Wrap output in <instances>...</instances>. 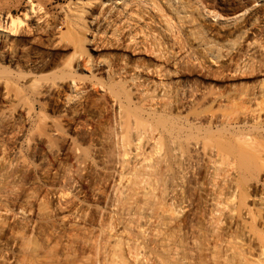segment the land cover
I'll use <instances>...</instances> for the list:
<instances>
[{"label": "rangeland", "instance_id": "374dc122", "mask_svg": "<svg viewBox=\"0 0 264 264\" xmlns=\"http://www.w3.org/2000/svg\"><path fill=\"white\" fill-rule=\"evenodd\" d=\"M140 1L0 0V14L20 19L19 35L11 36L16 40L0 38V70L1 65L7 69L1 71L5 78L0 73V264H248L255 258L251 223L252 216L261 220L264 211V170H240L234 153L216 159L214 170L200 154L182 181L168 130L148 123L153 125L144 126L148 131L135 125L128 131L121 126V101L112 94L123 92L121 79L129 80L130 72L141 73L132 66L140 61L164 64L160 69H170L172 76L161 75L163 82L174 81L172 54H181L190 72L180 79L188 80L185 85L195 82L191 85L201 93L189 109L199 113L203 124L212 113L222 116L225 123L217 128L224 125L231 133L228 125L243 119L241 126L264 145V96L256 94L264 86V0L239 14L235 9L242 0ZM122 2L139 16L131 13L132 20L123 14ZM144 22L151 26L138 33L135 51L125 35ZM85 30L98 50L87 45L92 55L77 70L82 77L74 72L76 81L62 72L67 70L62 64L72 56L75 35ZM152 35L162 54L151 52ZM12 50L20 57L16 67L5 59ZM18 69L29 76L22 79ZM135 86H126L132 89L127 91L131 109L154 88ZM222 128V136L229 138ZM141 129L146 135L140 132V138ZM158 131L161 140L153 143ZM180 144L177 148L183 149ZM261 221L258 228L264 230Z\"/></svg>", "mask_w": 264, "mask_h": 264}, {"label": "bare ground", "instance_id": "6f19581e", "mask_svg": "<svg viewBox=\"0 0 264 264\" xmlns=\"http://www.w3.org/2000/svg\"><path fill=\"white\" fill-rule=\"evenodd\" d=\"M106 1H111V2H113V3H116V1L117 0H106ZM124 1V0H123ZM142 1H144V0H142ZM142 1H140V2H142ZM256 1H259V0H242V2H238V0L236 1V2H238L239 4L237 5V7H238V9H235V10H237V11H239V12H236V13H246L253 5H254V3L256 2ZM103 2H105V1H103ZM111 2L109 3V6H105L106 7V11L105 12H108L109 10H110V4H111ZM224 2V1H223ZM222 2V3H223ZM30 5H31V3H29ZM117 4H118V2H117ZM120 4V3H119ZM146 4V3H145ZM171 4V3H170ZM1 5V4H0ZM32 6V5H31ZM30 6V7H31ZM120 6H121V10H122V12H123V14L124 13H126L127 15L126 16H128L130 19H132V20H134L133 18H131V13H133V11L132 10H130L129 8H126L127 7V4L125 3V2H122L121 4H120ZM29 7V10H31V8ZM36 7V6H35ZM103 7V6H102ZM170 7V6H169ZM236 7V8H237ZM34 9V8H33ZM36 9V8H35ZM171 9V7L169 8V10ZM181 9H183L184 10V8H181ZM172 10V11H171ZM170 11L171 12H173V13H176L178 16H179V14L178 13H180L179 12V10L178 9H176V8H174V7H172V9H171ZM251 10H252V8H251ZM27 11H28V9H27ZM35 11H38V10H35ZM102 11H103V9H102ZM185 11V10H184ZM83 12V11H82ZM85 12V11H84ZM183 12V11H182ZM6 13V12H5ZM4 12L3 13H1L0 14V38H9V41L10 40H12L11 42H13L14 40H16L15 38H17V37H14V39H12V37L11 36H16V35H19V32H18V34H17V30H18V26H17V23H19V22H17V21H19L20 19H18L17 21L14 19V18H12L13 16H10L9 15V12H7L8 14H5ZM28 13V12H27ZM101 13V12H100ZM135 13V12H134ZM133 13V14H134ZM183 13H186V12H183ZM26 14V13H25ZM33 14H34V12H33ZM80 14V13H79ZM132 14V16H134ZM136 14V13H135ZM138 14V13H137ZM136 14V15H137ZM181 14V13H180ZM12 15V14H11ZM27 15V14H26ZM35 15V14H34ZM78 15V14H77ZM102 15H103V12H102ZM130 15V16H129ZM176 15V16H177ZM242 15H244V14H242ZM246 15V14H245ZM25 15L23 14V17H24ZM80 16V15H79ZM78 16V17H79ZM81 16H84L83 14L81 15ZM80 16V17H81ZM137 16H139V15H137ZM178 16H177V18H178ZM182 16H184L185 17V15H182ZM182 16H179V17H182ZM187 16V15H186ZM19 17V16H18ZM27 17H28V15H27ZM141 17V16H140ZM26 18V17H25ZM38 18H40V17H38ZM83 18V17H82ZM127 18V17H126ZM136 18V17H135ZM241 18H242V16H241ZM241 18H236L235 20H237V19H241ZM27 19V18H26ZM26 19H24V21L26 20ZM22 20H23V18H22ZM79 20V19H78ZM80 20H81V18H80ZM95 20V19H94ZM136 20V19H135ZM151 20V19H150ZM84 21H85V19L84 20H81V22H83V28H88V27H86V26H84L85 24H84ZM91 21V20H90ZM89 21V22H90ZM153 21V20H152ZM151 21V23H153ZM79 22V21H78ZM89 22L87 23L86 22V24L89 26ZM135 22H137V21H135ZM81 24V23H80ZM90 24H92L91 22H90ZM144 25H142V28H139L138 26H135L134 27V25H135V23H134V25L132 24L131 26H133L134 28H132L131 30H129L130 28H131V26H130V28L128 29L130 32L129 33H127V34H129V35H125V36H127L126 38H125V41H128L129 43H131V44H133L134 45V50L136 51L137 50V44L140 42V41H138L137 39H138V37H137V35H138V33L139 32H142L143 31V29L145 30V29H150V23H147V22H144L143 23ZM19 25V24H18ZM128 25H130V23L128 24ZM80 26V28H82ZM167 26V25H166ZM197 26H198V24H197ZM197 26H195V27H197ZM91 27V26H90ZM168 27V26H167ZM21 28V27H20ZM82 28V29H83ZM166 29V28H165ZM164 29V30H165ZM196 29H198V28H196ZM22 30V29H21ZM170 30V29H169ZM171 30H172V28H171ZM86 31V30H85ZM88 31V30H87ZM87 31L86 32H82V33H78V35H75V42H76V47H75V45L74 46H72L73 48H74V51L72 52V56L69 58V59H66V60H68L66 63L65 62H63V63H65V65L64 64H62L63 66H66L67 67V70H63L62 72L63 73H67V74H69V72L71 73V75H68V76H72V78L71 79H75L76 81H77V79H76V77H78V76H73V75H76L75 73H79V71H77L79 68H81V65H87V62H89L90 61V55H92L90 52H89V49L87 48V45L88 44H91L90 46H89V48H93V50H98V46H96V47H94L95 46V44H96V42L97 41H94L93 39H89V37H88V33H87ZM114 31L115 30H113V33H114ZM167 31V30H166ZM173 31V30H172ZM171 31V32H172ZM128 32V31H127ZM170 32V31H169ZM174 32V31H173ZM178 32V31H177ZM180 32V31H179ZM20 33H21V31H20ZM164 33H166L167 34V32H164ZM123 34H125V33H123ZM152 34V33H151ZM165 34V35H166ZM175 34V33H174ZM178 34V33H177ZM165 35H163V36H165ZM124 36V37H125ZM154 35H152V36H150V39H151V42H150V44H149V46H150V50H151V52H153V53H155L156 52V50H158V48L156 49L155 47L157 46L158 47V45H157V43L155 44V36L153 37ZM169 36V35H168ZM177 36V35H176ZM178 36H179V34H178ZM123 37V36H122ZM119 38V37H118ZM166 38H168V37H166ZM177 38V37H176ZM181 38V37H180ZM170 39V38H169ZM182 39V38H181ZM73 40V39H72ZM173 40V39H172ZM176 40V39H175ZM73 41V42H74ZM125 41H123L124 43H125ZM169 41V40H168ZM178 41V40H177ZM17 42V41H16ZM156 42H158V41H156ZM167 42V41H166ZM172 42V41H171ZM173 42H175V41H173ZM99 43V42H98ZM149 43V42H148ZM160 43V42H159ZM158 43V44H159ZM184 43V42H183ZM181 44V41H180V44H181V46H185L184 44ZM126 44V43H125ZM161 44V43H160ZM166 44V43H165ZM13 45H14V43H13ZM12 45V46H13ZM16 45V44H15ZM15 45L13 46L14 48H16L15 47ZM128 45V44H127ZM168 45H172V44H168ZM174 45V44H173ZM11 46V45H10ZM11 46V47H12ZM126 46V45H125ZM130 46V45H129ZM170 46H168V47H170ZM176 46V45H175ZM179 46V45H178ZM177 46V47H178ZM11 47H9L10 48V50H11ZM130 48V47H129ZM171 48H174L173 46L171 47ZM184 48V47H183ZM1 49V48H0ZM17 49V48H16ZM125 50V52H128L129 51V53L130 54H132L133 52L131 51V50H129V49H127V48H124ZM132 49V48H131ZM148 49V48H147ZM160 49V48H159ZM170 49V48H169ZM187 49V48H186ZM171 50V49H170ZM178 50H179V47H178ZM181 50V49H180ZM155 51V52H154ZM172 51V50H171ZM182 51H183V49H182ZM182 51H181V53H182ZM3 52V51H2ZM4 52H6V51H4ZM3 52V53H4ZM157 52H159V54H162V53H160V51L158 50ZM177 52V51H176ZM8 53H11V52H8ZM17 52L16 51H13L12 50V53L10 54V55H5V59H6V61L9 63V65L10 64H12V65H14L15 67L17 66V64H18V59H20V57L16 54ZM90 55H89V54ZM172 53H175V52H172ZM180 53V51L179 52H177V54H179ZM185 53V52H184ZM4 54H6V53H4ZM85 54L86 55H89V56H86L85 57ZM71 55V54H70ZM126 55V54H125ZM134 55V54H133ZM147 55V54H146ZM172 55H175L174 57H173V59H174V62H175V64L177 65V66H175L173 69V71H172V74H173V77L174 78H176L174 81L172 80V81H169L168 83H164L163 82V78H162V76L161 75H165V77H167L166 75H171V74H169V72H167L168 70H170V69H167V70H164V69H160V67L162 66L163 67V65L164 64H162V65H151V63H150V65H148V64H144L142 61H140L138 64H134V63H132V66H134L136 69H137V71L139 70L141 73H139V74H136L134 71H133V73H131L130 72V74L128 75L129 76V80H126V81H122V79H121V84L122 85H124V87L122 88L123 90V95H122V93H120L119 91H118V89H116V90H114L113 92V94L112 95H115V97H117L119 100H118V102L119 101H121V102H119V109L122 107V109H120L121 111H122V114H123V117H121V115H120V113L118 114V115H120V119H123V121L121 122V126L122 125H124V126H126L127 128H125V129H127L128 131H130L128 128H130L132 125H135V126H137V127H144V126H150V127H152L151 125H148V123H154V124H158V126H163V128H162V130H165V129H167L168 130V134H167V136H168V140L170 141V143L171 144H173L172 145V155L171 156H174V166H175V168L174 169H177V170H175V171H177V172H179V177H180V179L182 180V178L184 179V177L185 176H187V175H189V174H192V170H194L193 168H195V166L194 165H196V162L197 161H199L198 160V156L200 155V154H204L205 156H207L208 157V161H209V163H210V168L212 167L214 170L216 169V162H217V160H218V158L219 157H222V156H224V154H225V156L226 155H228V154H226V153H229V154H233L234 153V155L236 156V158H237V160H238V163H239V168H241L240 170H246L247 169V171H252V170H256L257 171V168H259L258 170L259 171H255L256 173H259L261 170H264V145L263 144H261V143H263L262 141H260L259 140V142L258 141H256V138L254 139V135L252 134L253 133V131H251L252 133H250V130H249V128H248V130H245V128L244 127H242L241 126V123L243 124V122H244V120L242 119V120H240L239 119V121H236V126L235 125H228V127H231L232 126V128H234L233 130H232V133H231V131L230 132H228V130H227V128H226V130H225V126L223 125L222 127H224V129L222 128V127H220V129L222 128V132H226V133H224V134H228V133H230L231 134V136L229 137V138H224L223 136H222V134L223 133H221L220 131V129H218L217 128V126L219 125V122H220V125L222 124V123H225V122H222L221 123V119L222 118H220V117H222V116H216V115H214V113H212L210 116H209V118L206 120V121H204L205 123V125L202 123V118H201V116L199 115V113L197 114V113H194V111L192 112L191 111V108L189 109V103L191 102V101H194V102H196L197 100L196 99H198V98H200V96H201V93L199 92L200 90L197 88V86H196V84H194V85H191L192 83H195V82H192V83H190L189 85H185L186 84V82L188 81V80H186V82H185V84H184V81L183 80H181L180 79V76L182 75V74H184V73H186V75H187V71H189L190 69L189 68H187L186 69V67H187V63H185L184 64V61H185V59H184V56L182 55V56H177L176 55V53L175 54H172ZM124 56V55H123ZM160 56H162V55H160ZM166 56V55H165ZM214 56V55H213ZM85 57V58H84ZM125 57V56H124ZM152 57V56H151ZM163 57H164V55H163ZM169 57V56H168ZM168 57H164V58H162V59H167ZM171 57V56H170ZM186 57V56H185ZM216 57V56H215ZM1 58V57H0ZM35 58V57H34ZM126 58V57H125ZM125 58H121L120 60H122L121 62L123 63V61L125 60ZM154 58V57H153ZM156 58V57H155ZM160 58V59H161ZM188 58V57H187ZM30 59V58H29ZM161 59V60H162ZM184 59V60H183ZM189 59V58H188ZM1 60V59H0ZM3 60V59H2ZM32 60V59H31ZM30 60V61H31ZM34 60V59H33ZM93 60V58L91 59V61ZM157 60V59H156ZM187 60V59H186ZM4 61V60H3ZM38 61V60H37ZM36 61V62H37ZM96 61V60H95ZM127 61V60H126ZM132 61V60H131ZM158 61V60H157ZM167 61V60H166ZM188 61V60H187ZM5 62V61H4ZM33 62H35V61H33ZM35 62V64H36V66L38 65V63H36ZM42 62H44L43 61V59H42ZM129 62V61H128ZM127 62V63H128ZM171 62V61H170ZM40 63V62H39ZM86 63V64H85ZM126 63V64H127ZM149 63V62H148ZM169 63V62H168ZM41 64V63H40ZM43 65L45 64V63H42ZM90 64H92V63H90ZM158 64H160V62L158 63ZM194 64V63H193ZM34 65V64H33ZM88 65H89V63H88ZM93 65V64H92ZM109 65V64H108ZM128 65V64H127ZM172 65V64H171ZM1 66H3L2 68V70H0V73H1V75H3V71L5 70H7V69H5L4 68V66H6V65H1ZM36 66H35V68H36ZM90 66V65H89ZM43 67V66H42ZM66 67H65V69H66ZM92 67V66H91ZM91 67H90V69H91ZM110 66H108L107 68H109ZM152 67V68H151ZM166 67V66H165ZM9 68V67H8ZM34 68V67H33ZM37 68H39V67H37ZM87 67H85V68H83V70L84 69H86ZM167 68V67H166ZM63 69V68H62ZM89 69V68H88ZM89 69V70H90ZM194 69V68H193ZM87 70V69H86ZM89 70H87V71H89ZM2 71V72H1ZM16 71V70H15ZM14 71V72H15ZM18 71H19V69L15 72L17 75H18ZM32 71V70H31ZM35 71V70H34ZM67 71V72H66ZM8 72V71H7ZM10 72H13V70L10 68V70H9V73ZM19 72H21V71H19ZM75 72V73H74ZM90 72V71H89ZM162 72H164V73H162ZM190 72V71H189ZM25 73H27V72H25ZM30 73V72H29ZM29 73H27L26 75L24 74H22V72L20 73V74H22V79L26 76V77H28L29 76ZM73 73V74H72ZM92 73V72H91ZM161 73V74H160ZM166 73H168V74H166ZM171 73V72H170ZM81 73H79V75H80ZM145 76H144V75ZM191 74V73H190ZM5 75V74H4ZM3 75V76H4ZM66 75V74H65ZM64 74H62V77L63 76H65ZM78 75V74H77ZM86 74H84V76H85ZM93 74H91V76H92ZM96 75V74H95ZM94 75V76H95ZM33 76H35V74L33 75ZM32 76V77H33ZM37 76V75H36ZM82 76H83V73H82ZM81 75L79 76V77H82ZM172 76V75H171ZM1 78H2V76H0ZM67 77V76H66ZM143 77V79H142V81H141V78ZM153 77H155V78H157V80L155 79V78H153ZM169 77V76H168ZM167 77V78H168ZM3 78H5V76L3 77ZM126 78V77H125ZM14 79V78H13ZM95 79H96V77H95ZM16 80H17V78H16ZM118 80H120V78L118 79ZM171 80V79H170ZM34 81V80H33ZM37 82H38V80H36ZM71 82H72V80H70ZM76 81H75V84H76ZM129 81H132L131 83H129V84H131L132 85V83H133V85H135L136 84V86H138L139 88H140V86H143V87H145V85H146V87H147V85L148 86H151L152 88H153V86H154V88L152 89V90H148V92L146 91L145 93H143V94H145V95H142L141 97H143V99L141 100V99H139L140 101H136V102H139V103H137L136 104V107L135 108H133V109H131V106H130V103H131V98H130V96L128 95V93H127V91L128 90H132L131 88H129V89H126V86L127 85H129L127 82H129ZM141 81V82H140ZM168 81V80H167ZM192 81V80H191ZM18 82H19V80H18ZM32 81H30V83H31ZM114 82V81H113ZM119 83H120V81H118ZM118 82L116 83V85L118 84ZM115 83V82H114ZM126 83V84H125ZM135 83V84H134ZM189 82H187V84H188ZM32 84H35V83H32ZM97 84V83H96ZM113 84V83H112ZM143 84V85H142ZM170 84H173V86L171 87V88H173L172 89V91H171V88L169 87V85ZM72 87H74L73 86V82H72ZM111 85V84H110ZM113 85H115V84H113ZM168 85V86H167ZM198 85V84H197ZM135 86V87H136ZM261 86V85H260ZM20 87V86H19ZM19 87H17V88H19ZM36 87V86H35ZM71 87V86H70ZM76 87V86H75ZM110 87H112V86H110ZM116 87H118V85L116 86ZM134 87V86H133ZM145 87V88H146ZM37 88V87H36ZM77 88H79V87H77ZM77 88H73V89H76L77 90ZM142 88V87H141ZM144 88V89H145ZM202 88V87H201ZM125 89V90H124ZM136 89H138V88H136ZM143 89V90H144ZM157 89H162L161 91H165V92H167L168 90H170V95H169V91H168V93H163L162 94V92H158V91H160V90H158L157 91ZM36 90H38V89H36ZM35 90V91H36ZM84 90V89H83ZM119 90H121L120 88H119ZM141 90V89H140ZM10 91V90H9ZM12 91V90H11ZM10 91V92H11ZM75 91V90H74ZM109 91V90H108ZM163 91V92H164ZM20 92V91H19ZM77 92V91H76ZM129 92V91H128ZM133 92V91H132ZM171 92H172V95H171ZM204 92V91H203ZM255 92V91H254ZM257 93L256 94H258L259 96H264V86L262 87L261 86V88H259V90L258 91H256ZM17 93V92H16ZM37 93V92H36ZM110 94H111V92H109ZM208 93H210L209 91H208ZM214 93V92H213ZM7 94V93H6ZM13 94V93H12ZM18 94L19 93H17V96H18ZM120 94H121V96H120ZM133 94V93H132ZM203 94V93H202ZM8 95V94H7ZM15 95V94H14ZM204 95V94H203ZM202 95V96H203ZM215 95H217V93L215 94ZM246 95V94H245ZM251 95V94H250ZM258 95H256L255 96V98L258 96ZM208 96H210V94L208 95H206V98L208 97ZM214 96V95H213ZM213 96H210V97H213ZM222 96V95H221ZM258 96V97H259ZM137 97V96H136ZM173 97V98H172ZM217 97V96H216ZM247 97H248V95H247ZM134 98V97H133ZM203 98H205L204 96H203ZM215 98V97H214ZM219 97H217V99H218ZM137 99V98H136ZM202 99V98H201ZM213 99V98H212ZM216 99V100H217ZM219 99H221V97L219 98ZM215 100V101H216ZM222 100V99H221ZM203 101V100H202ZM135 102V101H134ZM201 102V101H200ZM205 102V101H204ZM198 103H199V99H198ZM201 103H203V102H201ZM135 104V103H134ZM197 104V103H196ZM121 106V107H120ZM198 107H200V105L198 106ZM193 108V107H192ZM119 109H118V111H119ZM191 111V112H187L186 113V111ZM185 112V113H184ZM191 113H193V114H195V115H193V114H191ZM216 114V113H215ZM202 117H203V115H202ZM205 118V117H204ZM244 118V117H243ZM119 119V120H120ZM204 120V119H203ZM223 120H224V118H223ZM256 121H259V119L258 120H256ZM123 123V124H122ZM218 123V124H217ZM245 123H246V121H245ZM248 123V122H247ZM253 123V122H252ZM118 124L120 125V121L118 122ZM239 124V125H238ZM256 123H254L253 124V129L255 128L256 129V131L258 130V132H259V129H257L255 126L257 125V127H258V125H260V124H256ZM262 124H263V122H262ZM261 124V126H263ZM215 125V126H214ZM217 125V126H216ZM226 125H227V123H226ZM245 125V124H244ZM243 125V126H244ZM255 125V126H254ZM134 126V127H135ZM155 126V125H154ZM157 126V125H156ZM235 126V127H234ZM246 126V125H245ZM120 127V126H119ZM137 127H135V128H137ZM140 127V128H141ZM142 127V128H143ZM148 127H147V129H148ZM212 127H216V128H212ZM227 127V126H226ZM145 128V127H144ZM231 128V129H232ZM251 128V127H250ZM259 128V127H258ZM263 130H264V128L263 127H261ZM120 129H121V127H120ZM123 129V128H122ZM131 129V128H130ZM146 128L144 129V130H146V131H148ZM160 129V128H159ZM159 129H157V130H159ZM216 129V130H215ZM229 129V128H228ZM261 129V131H263ZM127 130H124V131H126V133H127ZM153 130H154V127H153ZM155 130H156V128H155ZM167 130H165V131H167ZM225 130V131H224ZM113 131V130H112ZM132 131H133V129H132ZM138 131V130H137ZM137 131H135V133L137 132ZM255 131V132H256ZM139 133H136L137 135L138 134H140V138H141V133L143 132V130L141 129V131L139 130L138 131ZM141 132V133H140ZM150 132V131H149ZM156 132V131H155ZM159 132V131H158ZM162 132V131H161ZM228 132V133H227ZM122 133V132H121ZM143 133H145V135H146V132L144 131ZM167 133V132H166ZM259 133H261V132H259ZM153 134V133H152ZM152 134H150V135H152ZM221 134V135H220ZM230 134H228L227 135V137L230 135ZM136 135V136H137ZM144 135V136H145ZM157 136H153V137H157L154 141H153V143H156V140L157 141H159L160 142V140H161V133L159 132V135L158 134H156ZM139 136V135H138ZM225 136V135H224ZM151 137V136H150ZM153 137L152 138H150L151 139V141L153 140ZM163 137V136H162ZM169 141H168V143H169ZM180 141H181V143L183 144V146L182 147H184L183 149H178L177 148V143H179V145H181L180 144ZM147 142H149V141H147ZM152 143V142H151ZM155 145H153V147H154ZM156 147L158 148V144L156 145ZM160 147V146H159ZM171 147V146H170ZM160 149V148H159ZM158 149V150H159ZM156 151H157V149H156ZM170 153V154H171ZM159 154H160V152H159ZM203 155V156H204ZM162 156V154L160 155V157ZM200 157H201V155H200ZM207 157H206V159H207ZM200 159V158H199ZM202 159H203V157H202ZM204 159H205V157H204ZM217 159V160H216ZM172 160V159H171ZM207 160H206V162H208ZM208 163V164H209ZM173 166V167H174ZM237 167V168H238ZM243 167V168H242ZM239 168H238V171H239ZM245 168V169H244ZM209 169V168H208ZM213 169H211V170H213ZM212 172V171H211ZM241 172V171H240ZM245 172V171H244ZM217 173V172H216ZM216 173H212L213 175H216ZM263 173V172H262ZM146 174V173H145ZM143 175H144V173H143ZM178 175H177V177H178ZM144 176H146V175H144ZM143 176V177H144ZM143 177H142V179H143ZM148 177V176H147ZM178 177V178H179ZM188 177V176H187ZM190 178V177H189ZM188 178V179H189ZM187 179V178H186ZM187 179V180H188ZM145 180V179H144ZM144 180H142V181H144ZM185 180V179H184ZM184 180H182V181H184ZM186 180V181H187ZM264 180V179H263ZM180 181V180H179ZM185 181V182H186ZM185 182H184V184H185ZM177 183V182H176ZM156 185V184H155ZM172 190H173V188H172ZM189 193V192H188ZM263 196V195H262ZM189 198V197H188ZM188 200V199H187ZM186 200V201H187ZM255 217V218H254ZM252 219H253V221H252V230H253V235H254V237H255V239H256V245H257V247L255 246V248H254V255H253V258H254V256H255V258L254 259H252L250 262H248V264H264V230H261L262 229V226H261V229L260 228H258V221H261V223H263V227H264V211L263 212H261L260 213V219L261 220H256V216H252ZM251 219V220H252ZM250 224V225H251ZM261 225V224H260ZM250 227V228H251ZM252 230H251V232H252ZM253 235H252V237H253ZM254 240V239H253ZM240 251V250H239ZM237 252V253H239L238 254V256H240L241 258L243 257V258H245V256L242 254L243 253V251L241 252ZM239 257V258H240ZM240 258V259H241ZM243 258H242V260H243ZM186 264H191V262L190 261H187L186 262Z\"/></svg>", "mask_w": 264, "mask_h": 264}]
</instances>
